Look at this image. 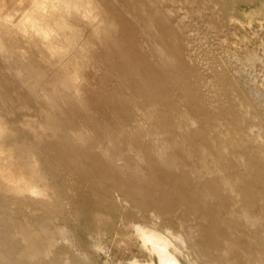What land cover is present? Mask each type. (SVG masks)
<instances>
[{
    "label": "rangeland",
    "instance_id": "obj_1",
    "mask_svg": "<svg viewBox=\"0 0 264 264\" xmlns=\"http://www.w3.org/2000/svg\"><path fill=\"white\" fill-rule=\"evenodd\" d=\"M24 67L43 72L29 94ZM59 68L74 74L73 89L53 81ZM60 96L71 105H62ZM38 102L44 108L51 103L61 120L87 114L105 134L130 133L128 142L142 152H130L124 162L147 174L141 155L150 152L152 161L167 168L153 172L155 191L143 199L137 195L141 187L125 195L110 188L104 192L106 210L88 205L74 215L54 208L47 168L30 146L43 150L45 144ZM60 135L58 130L51 139ZM20 147L23 156L17 155ZM8 175H26L40 188L37 194L0 195H16L14 201L26 196L45 208L0 200V211L14 247L22 246L24 231L34 245L51 239L46 264H257L245 238L235 239L243 252L224 250L227 230L218 221L234 220L248 238L259 228L264 237V0H0V179L15 186ZM62 175L65 183L72 179L70 169ZM182 178L197 199H189V192L173 194ZM153 192L171 211L150 198ZM132 223H153L182 242L184 254L160 240L148 245L161 254H150L133 235ZM51 228L75 229L86 262L61 249L56 237L52 241Z\"/></svg>",
    "mask_w": 264,
    "mask_h": 264
},
{
    "label": "bare ground",
    "instance_id": "obj_2",
    "mask_svg": "<svg viewBox=\"0 0 264 264\" xmlns=\"http://www.w3.org/2000/svg\"><path fill=\"white\" fill-rule=\"evenodd\" d=\"M114 2H116V1H114ZM130 4H131V2H130ZM141 4H142V2H141ZM158 4H159V2H158ZM169 6H170V4H169ZM143 7L145 9L146 6H144V4H143L142 8ZM174 7L175 6H173V8ZM142 8H141V10H142ZM164 11L166 12V10H164ZM140 12H142V11H140ZM144 12H146V10H144ZM106 14L107 13L105 12V15ZM146 14H148V13L146 12ZM178 14H177V16H178ZM189 14H187V15L189 16ZM151 15H154V14H151ZM133 17H134V15H133ZM181 17H182V15H181ZM129 18H131V17H129ZM172 18H170V19H172ZM183 18H184V16H183ZM149 19H150V16H149ZM216 19H217V17H216ZM147 20L148 19H146V21ZM148 21H150V20H148ZM170 21L171 20H169V22ZM173 21H175V20L173 19ZM142 23H144V22H142ZM177 23L179 24V22H176V24ZM194 23H196V21ZM204 24H206V23H204ZM150 26L151 25H149V28H150ZM195 26H198V25H195ZM144 28H146V25L144 26ZM184 28L182 29V31L184 30ZM211 29H213V28L211 27ZM140 30H139V32H141ZM172 31H174V30H172ZM150 32L153 34L155 31L154 32L150 31ZM193 32H195V31H193ZM175 33H176V31H175ZM185 33H186V31H185ZM188 33H191V32L189 31ZM200 33H199V35H201ZM140 34H143V38H146V37H144L145 32L144 33L141 32ZM152 34H151V36H152ZM211 35H212V33H211ZM154 36H155V34H154ZM188 36H191V35H188ZM174 37L176 38V36H174ZM178 37H177V39H178ZM205 37L206 36H204V38ZM148 38H149V36H147V39ZM202 38H203V36H202ZM217 39H218V37H217ZM226 39H227V37H226ZM184 40L187 41L186 38ZM184 40H183V42H182V40L179 41V42H182L181 45L182 44L184 45V42H185ZM199 40H200V38H199ZM159 41H161V40H159ZM170 41H171V39H170ZM147 42H149V41H147ZM151 42H153L152 39H151ZM207 42H209V41H207ZM160 43H162V41ZM148 44H150V43H148ZM154 44H152V48H154L153 47ZM208 45H210V44H208ZM211 45H213V44H211ZM154 46H156V45H154ZM230 47L231 46H229V48ZM185 48H187V47H184V49ZM178 49H180L179 45H178ZM219 50H220V48H219ZM182 53H183V51H182ZM167 56H169V54H167ZM186 57H188V56H186ZM195 59H196V57H195ZM186 61H188V59ZM192 64H193V62H192ZM194 64H195V62H194ZM194 67H193L192 71L195 70ZM24 69H25V72H27L26 75L24 76V82L28 86L27 94H29L30 92H32L33 89H35L38 86L39 79L42 76L43 72L39 69H32L29 67H24ZM201 73H202V71L200 72V74ZM187 75H189V73ZM196 75H194V76H196ZM191 76H192V78L194 77L193 75H191ZM196 77H198V76H196ZM73 78H74V74L71 72V70L59 68L58 71L54 74L52 79H53V81H55V80L62 81L64 84L67 85V87L69 89H73V87H75ZM195 79H197V78H195ZM207 79H210V77ZM204 80H206V79H204ZM200 82H201V80H200ZM196 84H198V83H196ZM210 85H211V83H210ZM18 94L20 97V93H18ZM22 97H23V94H21V102L20 103L25 106V105H27V102L22 100ZM43 97H46V96L43 95ZM209 97L211 98V95H209ZM220 97H221V94H220ZM60 102L62 105H67V104H68V106L71 105V103H69V101H67V98H63L61 96H60ZM36 105L39 108V110H41L43 112L44 118H45L44 123L41 125V129H43V130L46 129L47 131L44 133L45 144H43V148H44L43 150H41V146L39 144H36V143L31 142L30 146L31 147L33 146V147H35V149L37 148L39 150V156H40L39 160L47 168V171H48L47 173L49 174L48 179H49V181L53 187V191L55 194L54 208L67 209L69 211V213L70 212L72 214L74 213V215L78 214L80 211H82L84 206H88V205H91V206L93 205L96 207H100L102 210H106L107 200H105L104 192L110 188L112 191H117L118 193L125 195L130 190H135V189L137 190L138 187L139 188L141 187L144 189V191H143V193L139 192L137 195L143 199L144 198L148 199L147 191H149V192H150V190L155 191L154 188H156L158 186V183L155 180V176L153 175V172L155 170H167V168L165 166H161L160 163H158L156 161H152L150 152H147V153L141 155L143 158H144V155L146 156L145 165H146V169L148 172L147 174H144L143 171H141L136 165L124 162L125 158L128 156V154L130 152H133V153L136 151L142 152V150L140 148H138L137 146L128 142V139L131 135L130 133L122 132L121 134H115V133L114 134L112 133V135L111 134H105L102 132L104 130V128L97 127L99 122H96L95 119L87 116V114H81L79 117L74 116L72 119H68L67 117H65L63 120H61L57 116V112H55L54 107L51 105V103H49V107H46V108L41 106L39 104V102L36 103ZM73 105H75V104H73ZM79 119L84 120L86 122L84 124H79V122H80ZM39 127H40V125H39ZM33 128L35 129V127H33ZM58 130L61 132L59 139L56 141L52 140L51 137ZM26 134H29V133L26 132ZM103 140L105 142H103ZM50 146L53 147L54 151H48V147H50ZM25 151H26L25 148L20 147L17 151V155L23 156ZM121 165H123V166H121ZM167 167H169V165H167ZM64 168L70 169V171L72 172V179L68 183L64 182V175H62V170ZM13 177H14V179H17V180L15 181L13 179ZM7 179H9L10 181L12 180V183H15V186H13L12 184H8L7 180L4 181V180L0 179V190H5L7 192H12L14 194L20 193V192H25V191L29 192L30 194L39 193L40 188L37 189L35 187L34 182L31 181V179L26 178V175H8ZM133 186H135V187H133ZM188 188L189 187L186 183V178H182V181H181L180 185L178 186L177 191L173 192V194L183 195V194L189 192V196H190L189 199H197L199 196L198 192L195 190H192V189L190 190ZM247 192H249V191H247ZM261 193H264V190ZM263 196H264V194H263ZM14 198H16V195H14V197H12L10 199L7 198L6 195H0V200H2L3 202L5 200H9V201L11 200V202L15 204V207L33 206L34 203L40 205L41 208L46 207V203L44 205H42L43 201L41 203H40V201H37V202L31 201V200L26 199V196L17 199V201H14ZM150 198H152V200H155L156 202L162 203L165 207L164 210L171 211V206H168L165 204V201L162 199L161 195L157 197V194H155ZM141 201H143V200H141ZM142 204H143V202H142ZM229 210H226V214ZM2 214H3V212L0 211V244L5 245V247L2 246V250H0V264H46L45 261L47 260L48 251H49L47 249L49 248V244H50L51 239L46 240L48 242H45V245L41 241L38 242V245H34L32 243V241L30 240L31 238L29 239V233H27L28 231H24V233H26V239L22 243V246L14 247L15 244L12 242V238H10V237H12L11 236L12 231H11V229L5 227V225H4L5 221L2 218ZM107 217L111 218L109 213H108ZM105 219L106 218L104 217V220L102 219V221L105 222ZM71 220L73 221L74 219H71ZM98 221H101V220L98 218ZM218 223L223 225L224 228L227 230V232L225 234L226 235V238H225L226 242L224 243L225 245L223 246L224 250L226 252H228L234 256L238 252H240V253L243 252L244 248L242 249L240 244H238L235 241V239L237 238L239 240V238H242V239L245 238L253 246V250H254L255 254L257 255L256 256L257 264H264V256H263V254H264V237H263L262 233L260 232L261 230H259V228L254 229L252 231L250 237L248 238V237H246V235L243 231H240L237 228L238 224L234 220L228 219L226 221H218ZM131 227H132L133 235H137L140 238V241H139L140 246L144 250L148 251L150 254H152L153 251H155V250H156V255H157V253L161 254V253H159V252H161L160 251L161 249L158 250L157 247L154 249V247H151L148 245L149 241L151 242L154 240H157V241L160 240L163 247L169 248L175 254H180V253L184 254L181 251V249H183L182 248L183 243L177 241L169 233L159 231L154 226L153 223H151L150 225H148V224L142 225V224H138V223H132ZM41 228H43V227H41ZM57 229H59V227ZM57 229L54 228L50 231H47L48 229L47 230L44 229V230H46L48 233H50V238H53L52 241H54V237H56V239L58 240V243H59V247L61 249L65 250V251L72 252L79 261L86 262L85 257L81 254L82 249L80 248V240H79L78 235L75 232V229H71V230L64 229L66 231L63 230V232L58 231ZM42 238H44V237H42ZM36 243H37V241H36ZM3 248H5V249H3ZM9 250H10V252H9ZM40 253L42 256L41 255L38 256V254H40ZM244 254H246V253H244ZM32 257H35L33 261H32ZM137 264H143V263H137Z\"/></svg>",
    "mask_w": 264,
    "mask_h": 264
}]
</instances>
